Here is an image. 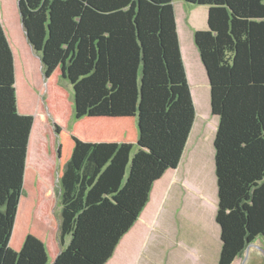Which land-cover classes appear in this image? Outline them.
<instances>
[{
    "label": "trees",
    "instance_id": "16d2710c",
    "mask_svg": "<svg viewBox=\"0 0 264 264\" xmlns=\"http://www.w3.org/2000/svg\"><path fill=\"white\" fill-rule=\"evenodd\" d=\"M185 1L208 28L182 51L174 0H0V264L130 258L196 120L193 43L219 118L218 264L264 239V0Z\"/></svg>",
    "mask_w": 264,
    "mask_h": 264
},
{
    "label": "crops",
    "instance_id": "0c3cea01",
    "mask_svg": "<svg viewBox=\"0 0 264 264\" xmlns=\"http://www.w3.org/2000/svg\"><path fill=\"white\" fill-rule=\"evenodd\" d=\"M175 9L179 30L180 24L176 4ZM191 9L192 11L187 16L186 21L189 24H192L193 31L188 33L192 36L194 30L202 28L203 24L198 20L197 12L199 10L195 9V7H192ZM197 54L199 55V53ZM197 59L200 70H203L202 76H204L203 78H205V81L209 84L207 73L201 61L200 55ZM189 68L191 69V72L194 70L193 66ZM186 70L189 78L187 66ZM198 76L201 77V80L203 79L202 76H200V71L198 72ZM196 88L194 93L191 85L195 105H197ZM209 90L210 84L208 91ZM209 116V111H205L204 119ZM213 116L215 117L214 119L217 120L216 123L218 124V116L216 114H213ZM196 122L197 118L192 128L189 140L192 136L194 127L196 126ZM214 138L215 134H213L212 145H210L211 139H209L207 142H204L205 146L203 145L201 139L198 142L196 138L195 144L190 150H188V140L183 157L175 171L173 180L170 182L167 194L161 206V210L164 208L167 212L169 220L171 223L173 222L175 230L174 236L178 238L180 243L181 251L179 259L175 256L178 264H218L222 240L221 227L216 221L218 186L215 170ZM208 183H210V185H208ZM256 241H254L255 244ZM252 246L245 254H243L244 259L251 249H253Z\"/></svg>",
    "mask_w": 264,
    "mask_h": 264
},
{
    "label": "rangeland",
    "instance_id": "374dc122",
    "mask_svg": "<svg viewBox=\"0 0 264 264\" xmlns=\"http://www.w3.org/2000/svg\"><path fill=\"white\" fill-rule=\"evenodd\" d=\"M174 1L178 11V19L180 24L179 37H180L181 50L183 51V48L187 46V42L189 40L188 33H190V31H193L192 24H189L186 21L187 16L192 11L191 8L195 7V9L199 10L197 12L198 20L200 21V23L203 24V27L199 29H204V27L208 28V22H207L208 8L204 4L189 3L186 2L185 0H174ZM13 16L15 17V13L13 14ZM189 21H190V17H189ZM192 40H193V35H192ZM193 45L196 48L197 53H199L195 43H193ZM183 58L188 68L189 80L191 82L192 89L195 93V88L197 87V84L195 82H197V78L201 80V77L196 76L195 74H198V72L200 71V76H202L203 70H200L198 59L191 62L187 58V56L183 55ZM192 64L194 65V70H192L191 72V69L189 67L193 66ZM203 77L204 76H202V78ZM198 85H201L203 89L206 90L204 94L207 96V103L205 102L206 107L196 105L197 122L192 132V136L189 140L188 150H190L191 147L193 148L196 138L198 142L201 139L204 146H205L204 142H207L209 139H211V143H213L212 142L213 134H216L217 125H218L216 123L217 120L214 119L215 117L213 116L210 108L211 107L210 90L208 91L209 84L208 82L205 81V78H203L200 84ZM208 101H209V105H208ZM205 111H209L210 116L205 117L204 119ZM174 176L175 175H173L172 180ZM208 185H210V183H208ZM167 191L165 192V195L154 217L151 218L149 223L145 224V226L142 225L141 233L137 237L138 243L136 244L132 243L126 249L129 250L127 255L130 256V258L126 257L127 260L124 259L123 264H178L175 256H177L179 259V254L181 251L180 243L178 241V238L174 236L175 230H174L173 222L171 223V221L169 220L166 210L164 208L161 210V206L167 194ZM52 193L58 195L59 192L57 189H55L52 190ZM59 211H60V201L58 202V206H57V212ZM252 247L253 249H251V251L246 255L245 259L243 258L244 257L243 255L241 258H239L236 261L235 264H264V239L258 238L256 244Z\"/></svg>",
    "mask_w": 264,
    "mask_h": 264
},
{
    "label": "water",
    "instance_id": "95a60500",
    "mask_svg": "<svg viewBox=\"0 0 264 264\" xmlns=\"http://www.w3.org/2000/svg\"><path fill=\"white\" fill-rule=\"evenodd\" d=\"M201 61H202V60H201ZM202 63H203V62H202ZM203 65H204V63H203ZM204 67H205V65H204ZM205 70H206V73H207V69H206V67H205ZM207 77H208V73H207ZM208 80H209V77H208ZM209 84H210V81H209ZM210 97H211V96H210ZM211 110H212V106H211ZM253 244H255V242H250V243L247 245L244 254L249 250V248H250Z\"/></svg>",
    "mask_w": 264,
    "mask_h": 264
}]
</instances>
